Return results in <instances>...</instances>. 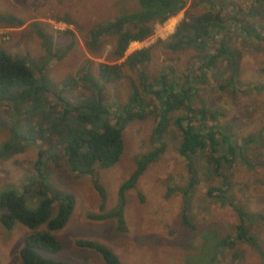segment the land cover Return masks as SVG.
I'll list each match as a JSON object with an SVG mask.
<instances>
[{"label":"rangeland","instance_id":"374dc122","mask_svg":"<svg viewBox=\"0 0 264 264\" xmlns=\"http://www.w3.org/2000/svg\"><path fill=\"white\" fill-rule=\"evenodd\" d=\"M191 1L186 0L185 7L169 19L156 22L148 38L130 43L125 56L149 46L150 58L135 69L123 65L120 77L105 83L108 97L105 105L112 117L127 102L135 85L142 90L140 71L153 77L171 67L173 76L181 80L191 78L194 70L197 72L199 61L193 49L172 51L159 41L167 39L183 17L198 15L208 8L206 4L194 6ZM217 1L218 6L220 1H225L222 12L227 16L234 13L235 7L248 9L254 0ZM138 8L136 0H0V13L13 14L24 21L20 26L0 23V48L26 57L31 65L46 57L43 39L30 26L32 23L49 35L53 51L70 44L71 49L63 55L52 57L46 70L53 84L63 89L62 96L78 97L86 94L78 80L86 60L91 61V72L97 75L100 62L121 63L125 58H109L114 38H106L99 54L91 53L85 46L88 30L97 22ZM260 20L257 16L248 19L256 26L260 39L244 34L234 39L235 48L241 52L234 91L229 86L222 89L225 77H213L210 70L204 82L196 84L199 91L192 100H195L193 105L201 101L210 110L217 111L214 123L237 145L234 152L224 156L218 165L207 161L208 152L197 154L192 161L198 170L197 183L183 192L190 182V174L186 160L177 151L180 131L170 123L161 139L166 144L165 151L146 167L135 186L125 192V231H117V219L105 217L104 213L116 207L119 186L135 170L136 159L157 145L153 135L158 119L155 111H147L142 119L135 118L125 124L122 129L124 152L120 160L100 170V180L107 193L104 209H101L102 197L90 176L73 173L62 162H52L45 182L52 190L71 193L75 203L66 225L51 231L61 242L60 250L42 251L44 255L73 264H105L97 251L77 245L78 239H85L105 245L123 264H264V221L257 216L264 214V20ZM231 22L229 20L228 24ZM74 78L76 83L69 85ZM67 79L70 80L68 86L63 87L62 82ZM49 96L56 102L53 94ZM11 108L8 103L0 105V149L8 140L15 146L14 151L0 158V192L21 189L23 183L34 177L38 149L51 146L55 151L58 149V144L52 141V145L45 137L41 141L34 140L31 119ZM184 113L183 110L173 116ZM8 125L16 136L13 137ZM54 150L47 149L45 154ZM233 156L236 158L228 164L226 158ZM217 169L225 175L216 176ZM214 187L223 190L209 196L208 191ZM25 198L26 205L34 208L36 196L29 193ZM186 202L187 223L183 217ZM231 202L246 212L243 222L256 239L250 244L244 241L233 246L222 243L235 237L239 220ZM30 231L21 222L7 228L0 221V264H20L19 250Z\"/></svg>","mask_w":264,"mask_h":264},{"label":"trees","instance_id":"16d2710c","mask_svg":"<svg viewBox=\"0 0 264 264\" xmlns=\"http://www.w3.org/2000/svg\"><path fill=\"white\" fill-rule=\"evenodd\" d=\"M136 2L139 5L137 10L97 22L88 30L85 46L91 53L99 54L104 49L106 38H114L109 58L117 60L124 57L131 42H141L148 38L153 33L156 22H164L186 5V0ZM191 4H206L208 8L198 15L183 17L169 37L159 41L164 48L172 51L193 49L199 61L197 72L194 70L191 78L184 77L181 80L180 77L173 76L174 70L171 67L153 77L140 71L138 76L142 90L135 85L127 102L114 117L105 105V99L108 98L105 83L119 78L123 65L130 69L143 65L150 58L151 47L131 51L121 63L100 62L97 64V75L91 72V61L86 60L78 77L86 89V94L74 98L62 96L63 89L53 84L46 70L52 57L63 55L71 49L70 44L60 51H53L49 35L46 36L41 27L32 23L30 26L43 39L46 57L31 65L26 57L12 55L0 48V105L11 104V109L31 119L34 140L41 141L45 137L52 145V141L55 145L58 144L56 151L52 149L53 146L37 150L34 177L23 183V188L4 189L0 192L2 225L11 228L15 222H21L32 230L26 234L24 244L19 250L20 264H73L42 253H55L60 250L61 242L51 231L66 225L75 203L71 193L49 187L45 182L46 171L50 169L52 162H62L71 172L90 176L93 186L102 197L101 209H104L107 193L100 180V170L111 167L120 160L124 152L123 127L135 118L142 119L147 111H155L158 118L153 133L157 145L136 159L135 170L119 186L116 207L110 213H104L105 217L117 219V231L126 229L125 192L135 186L146 167L165 151L166 144L161 139L170 123L180 131L177 151L186 160L190 174V182L183 192L189 191L197 183L198 170L192 162L197 154L208 152L207 161L218 165L225 159L224 156L234 152L237 145L231 142L229 134L222 132L214 123L217 111L210 110L201 101L193 105L195 100H192L199 91L196 84H202L210 70H213L210 72L213 77H225L226 83L221 86L222 89L229 86L234 91V80L241 58V52L235 48L234 39L239 34L261 38L256 26L248 19L257 16L261 19L259 22L264 20V0H254L248 9L235 7L234 13L227 16L222 12L226 6L225 1H220L219 6L217 0H192ZM229 20L232 21L231 24H228ZM0 23L20 26L24 21L13 14L0 13ZM70 23L72 22L69 21ZM260 26L263 27L262 23ZM68 32L74 35L71 30ZM58 52H61L60 55ZM69 81L67 79L62 82V86H68ZM76 81L74 78L69 85ZM51 94L55 96L56 102L50 100ZM145 95L150 102H147ZM183 110L184 114L173 116ZM8 129L13 137L16 136L10 125ZM47 149L54 152L45 154ZM14 150L15 146L10 140L4 142L0 149V158ZM235 158H226V162L229 164ZM215 175L220 177L225 174L217 169ZM219 189L223 190L221 187L210 189L208 195L213 197L214 192ZM29 193L36 196L37 203L34 208L26 205L25 196ZM231 205L239 217L235 237L222 240V243L233 246L238 241H244L250 244L252 239H256L243 222L246 212H242L233 202ZM185 211L187 212V202L183 214L187 223ZM257 216L264 221V214ZM76 243L97 251L105 264H123L116 254L99 242L78 239Z\"/></svg>","mask_w":264,"mask_h":264}]
</instances>
